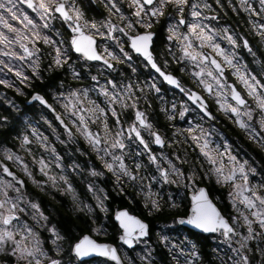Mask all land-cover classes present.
<instances>
[{
  "label": "snow or ice",
  "instance_id": "1",
  "mask_svg": "<svg viewBox=\"0 0 264 264\" xmlns=\"http://www.w3.org/2000/svg\"><path fill=\"white\" fill-rule=\"evenodd\" d=\"M216 3L219 5L220 0H216ZM103 4L107 15L97 20L88 18L81 0H0V65L3 66L0 71L6 68L14 73L21 84L30 87L31 78L14 61L27 62L32 70V77L39 80L42 79L43 58L50 60L48 71H52L53 68H64L67 65L69 75L75 80H80L83 76L78 71V67L74 66L71 56L72 53L77 54L76 60L83 62V66L89 70L91 80L97 82L92 89L84 87L71 88L67 93L53 92V100L60 103L64 109L63 114L57 112L46 95L41 92H33L30 97L31 101H38L40 105L55 114V119L63 127L67 137V140H61L60 135L56 134V139L61 143H67L73 141L75 135L79 134L96 154L103 169L112 174L114 186L119 188L122 195L127 196L125 187H140L138 194L144 197L142 203L148 216L164 212L165 207L169 210L180 207L175 200L162 205L151 188L146 192L143 190L141 182L144 177L140 173L146 166L139 159L133 161L134 169L125 162V156L128 154V145L125 142L127 134L129 140L133 143L138 141V146H143L148 164L155 167L158 177L153 176V180H162L165 183L179 182L191 190L190 201L184 205L183 213L176 216L173 223L191 226L202 233L220 234L223 243L228 244L230 249V252L223 250V255L219 256L220 264H253L254 258L248 254L253 251L249 242L264 238V183H254L249 178V174L256 173L257 169L250 165L248 160L238 159L229 150L227 141L223 145V150L218 145L213 147L215 142L210 139L209 131L201 124H193L191 121L187 127L176 129L172 135L175 137L179 132L185 143L191 141L199 150L204 158L203 161H198L201 165L200 171L204 173L203 177L194 166L187 172L183 171L164 153H160V158L167 164V168L162 167L158 156L150 150L149 140L144 138L142 132L146 131L151 143L156 145L163 146L165 138L156 130L146 112L138 106L141 99L147 100L146 89L160 91L156 83L133 84L131 81L124 83L109 78L105 84H99L98 75L91 74L93 65L88 62H101L100 69L107 68L113 71L116 70L115 64L128 63L135 73L136 68L132 66L133 53H135L142 62H145V66H150L159 77L188 97L199 108L202 120L216 119L199 93L186 89L176 76L165 70L169 65L167 59L163 61L164 67L157 62L154 52L156 33L152 29L154 24L160 22L161 17H167L168 43L164 47L168 49L172 62L187 61L195 65L197 70L191 72L192 78L210 95L215 91L219 110L242 129L249 140L264 151V135H261L264 133V80L259 79L253 71H249L239 60L234 59L237 53L222 48L217 37L226 40L233 49L239 48L242 43L243 49L253 56L255 63L261 65L260 75H264V58H257V52L243 36L238 40L226 27L217 30L215 26L206 22L217 19L208 0H126V2L103 0ZM20 5H25L35 17L19 7ZM239 5L241 11H246L250 15L264 13V0H259L260 13L256 12L254 5L248 0H239ZM233 10L235 11V8ZM55 22H59V28L56 27ZM249 23L255 34L260 37L261 44H264V23H257L251 19ZM48 32L54 35H49ZM97 36L101 38L99 42L95 39ZM106 41L114 42V48L107 46ZM40 42L50 49L46 54L39 46ZM174 48L179 50V57L173 51ZM205 48L211 49L222 62L210 52H205ZM5 57L7 59H4ZM225 67L232 69V74L243 87L247 99L234 84L224 79ZM185 70L183 67L180 69L181 72ZM100 75H103L102 71ZM209 80L212 83H209ZM0 84L13 87L17 93L23 94V90L8 79H0ZM97 88L104 98L105 106L90 97V91ZM137 91L141 93L140 96L136 95ZM229 95L233 103L221 99ZM249 99L252 101V106L248 103ZM148 106L151 107L150 102ZM170 107L174 110L176 105L172 104ZM128 109L132 110L133 119L125 126L121 117ZM161 111L168 120H172V112L163 106ZM186 111L187 108L182 103L180 116L183 117ZM108 113L114 121L112 126L108 123ZM7 119L6 116H0V121ZM254 119L259 129L250 123ZM65 120L75 128V133L73 127H69V123H65ZM90 123L99 124L96 132L89 127ZM53 132L56 133L55 128ZM184 133L187 135L185 136ZM31 135L45 152L51 149V154L56 158V167L61 169L58 175L49 170L50 164L42 156L39 159L33 156V163L38 164L39 173L44 177L41 180L35 178L30 166L18 152L3 147L0 152L3 153L4 159L12 161L41 191L45 190V186L50 185L59 189L61 193L70 195L74 211L84 212L87 218L92 220L91 232L103 231L102 226H97L96 218L90 215L93 206L80 199L63 170L60 157L56 154L55 148L48 143L47 137H43L35 128L32 129ZM18 139L20 149L32 155L30 144L33 141L30 140L29 135L20 134ZM167 143H179V141L168 140ZM77 151L81 149L77 148ZM135 155L139 156L140 152L137 151ZM172 157L176 161L181 160L180 155L175 151ZM182 162L188 163L187 160ZM205 163L209 165L207 169L204 168ZM69 167L79 175L77 171L79 165L73 164ZM0 170L10 177L5 179L4 175H0V256H2L0 264H84L81 258L93 254L107 257L115 261V264H123L114 246L98 243L86 233L73 235L70 231L50 223L49 217L41 211L40 204L23 193L24 180L3 163H0ZM88 173L92 177L105 176L104 171L95 167H89ZM261 175L264 176V173ZM170 177L175 178L170 180ZM213 178L217 184H228L231 188L228 197L233 209L239 213L238 216L231 217V222L218 209L210 193L196 183L201 179ZM60 182H63V187ZM85 187L89 193L94 194L95 207L107 213L109 209L104 203L107 195H99L104 189H98L94 181L87 179H85ZM10 192H14L15 195H10ZM240 205H243V208ZM29 208L32 210L31 213L28 211ZM26 215L31 217L34 225L24 219ZM77 219L80 217L77 216ZM114 219L118 224V239L129 247L136 243L145 244L144 254L138 253L139 259L143 264H155L152 249L148 246L149 240L146 239L150 235V227L146 220L132 214L126 208L115 211ZM42 221L44 223H41ZM241 223L244 232L240 231ZM257 227L259 231L256 230ZM37 228L43 229L47 236L37 231ZM159 240L166 247L169 245L168 237L160 235ZM233 240L235 245L232 243ZM175 248L176 246L172 245V250ZM255 251L261 257L255 264H264V248L257 247ZM201 256L202 253L193 244L187 252L185 248H180L179 256H173V260L176 264H197V260H200V264H204ZM128 264L134 262L129 260Z\"/></svg>",
  "mask_w": 264,
  "mask_h": 264
},
{
  "label": "flooded vegetation",
  "instance_id": "2",
  "mask_svg": "<svg viewBox=\"0 0 264 264\" xmlns=\"http://www.w3.org/2000/svg\"><path fill=\"white\" fill-rule=\"evenodd\" d=\"M91 5H93L92 12L93 14L100 20L103 16H106L107 13L104 8L103 0H97L96 2H93V0H87ZM126 2V0H125ZM21 8H26L25 5H20ZM27 11L31 12L30 9H27ZM56 27L59 28L60 24L59 22H55ZM166 21L164 17H161L160 22L158 24L153 25V31L156 33L155 36V47L154 52L157 59V62L160 64L161 67H164L163 60L159 57L160 56V49L165 43V30H166ZM61 31H64L61 29ZM158 31H160V34L162 35V41L156 40V37L158 35ZM50 35H54L53 33L49 32ZM95 39L99 42L101 40L100 37H95ZM106 45L109 47L114 48V42L112 41H106ZM43 50L47 53L50 49L45 46L42 47ZM223 48V47H222ZM102 50V49H101ZM118 52V49H116ZM205 52H210L218 61H221V58L219 56H216V54L209 49H204ZM45 53V54H46ZM75 53H72V61L73 58H76ZM222 62V61H221ZM50 63V60L43 59L41 60V73H42V79H35L32 77L30 79V87H26L24 84H21L20 81L16 78L13 72L6 71L4 73H0V79H8L11 82H13L17 87H20L23 90V94H19L15 91L13 87H6L2 84H0V94L4 96V98L11 99L12 103L9 105H4L3 103L0 104V113L8 117L7 121H0V142H4L8 144L11 148H16V145L19 143V135L20 134H27L30 137V140L35 142L34 137H32V129L35 128L39 134H41L43 137H47L48 143L52 145L53 148L56 150V154L60 157V163L63 166L64 172L67 174L69 180L74 185L77 194L79 195L81 200H85L87 203L91 204L93 206V212L90 214L93 217L96 218L97 223L105 224V231L98 232V233H92L89 230V224L92 223L91 219H88L86 214L84 212H77L73 209V203L72 198L70 195L66 193H61L59 189H54L47 185L45 186V190L41 191L39 187L36 186V189H33V193L36 197V202L40 204L41 211L45 213L49 217V222L52 224L59 225L60 227V221L68 217L70 220L79 221L83 225V230L79 231L77 230V235L81 233H89L91 234L97 241L99 242H108L111 244H114L118 250H122V246L118 243V225L114 221V212L116 210H119L121 208H127L130 211L134 212L138 216L142 217V214L139 213L137 210L138 205H140L139 201L135 198H133V203L128 204L127 200L121 196L118 195L116 192L113 191L111 188L113 185V179L110 178L107 180V183L104 182V179L100 177H92L88 173L89 167H95L96 169L100 171H104L101 162L96 158V154L89 148L88 144L84 141V139L79 135L76 134L73 141H69L67 143H61L60 140L56 139V134H59L61 137V140H67V137L64 134V129L62 126H60L59 122L55 119V114L45 108L44 106L40 105L38 101H33L31 103L27 102L29 98L31 97L33 92H41V94L46 95L49 103H52L55 107L57 112L64 113V109L61 107L60 103L53 100V92H60L64 91L67 93L71 88L76 89H82L84 87L90 88L91 85L97 82H93L91 80V76L88 74V69L83 66L86 70H83V68L78 67V71L83 76V79L75 80L73 79L68 71H67V65H65L64 68H53L52 71L47 70V66ZM79 63L83 64V62L79 61ZM93 65L91 68V74L98 75V82L99 84H105V81L109 78L114 79L117 82H124L127 83L131 81L133 84L140 82L143 83H151L155 82L157 87L160 89L159 92H156L154 90H145V94L147 95V100L141 99L139 103V107L146 112L149 119L153 121L155 128L157 131L161 133L162 136L165 138V144L163 146L156 145L154 143H151L148 133L146 131L142 132V135L146 140H149V147L150 150L154 153V151L162 150L165 148L167 137L171 136L174 128L176 126H179L181 129L188 126L189 121H191L193 124H200L202 119V113H200L199 108L192 103L186 97L178 88H176L174 85H169L166 81L163 80L162 77H159L157 73L154 72L153 69H151L150 66H145V62H142L140 58L136 56L135 53H133V61L132 66L136 68V72H132V68L129 67L128 63H122V64H115V71L112 69H100L99 64L101 62H88ZM166 71L171 72L174 76H176L181 84L186 89H191L193 91H196L199 93L202 98L206 101L209 110L213 113V115L216 117L214 120H208L207 118H204V122L209 123H216L220 128L221 132L226 136V139L229 140V148L231 152H236L237 154H243L245 151H250L257 159L260 160V156H263V154L255 149L253 146H251L250 142H248L245 137L242 134V129L237 127L231 119L228 118V116H224L220 113H217V111L213 107V99L212 94L210 95L209 92H206L202 85H199L197 81L192 79L189 76H186L182 74L179 70V68L174 65V63H170ZM101 71L103 72V75H100ZM224 79L228 81L230 84H234L237 89L245 95V98L247 99L246 93L241 89L239 84L233 79L231 74V69L228 67L224 68ZM61 82H63V87H61ZM209 83H212L209 81ZM99 92V91H98ZM158 93L160 95L159 99H153V96ZM137 96H140L141 93L137 91ZM166 97L172 98L173 102L176 100H179L181 103H185L189 106V110H187L183 117L180 116L179 112H174L172 110L173 118L172 120H168L164 114L163 111H161L162 106L164 108H167L169 111L171 110L170 104L169 108L166 107V105L162 102L163 99ZM222 99H227L230 101V103H233L231 101L230 95L227 97H222ZM97 102L101 103L102 106L104 105V98L98 93L97 96ZM149 102L151 104V107L149 108ZM249 103V100H248ZM12 106H16L17 111H12ZM231 115V113H229ZM28 117L30 120H34L36 124L31 127L30 121H25V117ZM108 123L110 126L113 125L114 121L111 117V114L108 113ZM122 122L125 126L131 123L133 119L132 110L128 109L123 112L122 114ZM47 121V122H46ZM65 123H69L67 120H65ZM51 124V127H50ZM69 127H73L69 123ZM89 127L93 132H96L99 128L98 123H90ZM53 128L56 129V133L53 132ZM7 131L6 134H3V132ZM75 128L73 127V132L75 133ZM186 133H184L185 135ZM134 136V134H133ZM126 145H128L129 152L132 156H135V153L132 152L134 149H139L142 153V159H147V156L143 152V146H138V141L133 143L132 141H129L126 134L125 139ZM77 148L81 149V151H77ZM36 151L37 156L41 155V152H45L43 149L39 147V145L36 143ZM258 151V152H257ZM46 154L52 156L51 149H49ZM264 157V156H263ZM2 158V157H1ZM4 159V158H2ZM5 160V159H4ZM6 164L10 166V168L19 176L21 177L25 182V191H30L31 186L27 182V180L19 173V171L7 160ZM261 161V160H260ZM262 162V161H261ZM79 165V169L77 171L79 172V175L76 174V171H73L70 165ZM38 171V168L36 167V173ZM52 172L60 173L61 169L56 167V158H55V164L53 166ZM109 175L110 173L107 172ZM141 174L144 176L143 186L144 188H147L148 183V171L141 170ZM44 179L42 175H39L37 177V180ZM85 179L92 180L96 184L97 188L104 189V192L99 193V195L104 196L107 195V199L104 200L105 205L108 206L109 211L107 213L101 212L99 208L95 207L96 201L94 198V194L89 193L87 191V188L85 187ZM197 185L200 187H205L206 190L210 193L211 199L218 205L217 201L212 198V194L214 193L216 196H218V201L222 202L224 195H223V189H219L214 183H201L197 182ZM191 192V190H188L186 192V197L184 198L183 204H182V211L180 213H175L176 215L170 214V216L174 215V218L180 214L183 213L184 205L189 202L188 194ZM122 200V201H120ZM162 217V219H167L169 214L167 216L163 215L162 213H159ZM77 216L80 217V219H77ZM143 218V217H142ZM170 217L169 219H171ZM151 222L148 220V224L150 227V235L147 238L148 240H153V230L155 227H151ZM183 231H185L189 236L191 237H204L200 235V233L194 232L186 227H180ZM204 250V247H203Z\"/></svg>",
  "mask_w": 264,
  "mask_h": 264
},
{
  "label": "rangeland",
  "instance_id": "3",
  "mask_svg": "<svg viewBox=\"0 0 264 264\" xmlns=\"http://www.w3.org/2000/svg\"><path fill=\"white\" fill-rule=\"evenodd\" d=\"M96 1L97 0H94V2H96ZM81 2L83 4V7H84L86 13H87L88 18L89 19L94 18V19L99 20L92 12L93 5H91V3H89L87 0H81ZM208 2L212 5V10L216 14L217 19L206 21V22L210 23V25H212V26H215L217 28V30H220V29L226 27L230 32H232L236 35L238 40L241 36H243L244 38H246L250 42L251 46L253 47L254 51H256V52H257L256 43H259L264 49V44H261L260 37L255 34V32L252 29V25L249 23L250 19L252 21L257 22V23H264V13H260L259 0H248L249 3H252L254 5L256 12L260 13L259 15H250L246 11H241L240 5H239V0H220L219 5L216 3V0H208ZM234 8H235V11L233 10ZM23 9H25V8H23ZM25 10L27 11V9H25ZM230 11H232L234 13H238L240 11L243 13L240 16V19L243 21V25L245 26L243 32H239L237 30V28H236L237 24L234 20H233V23L230 22V20H229V19H231ZM27 12L31 16L35 17L34 13L29 12V11H27ZM164 19L166 21V26H167L168 19H167V17H164ZM13 23H15V22H13ZM183 30L186 31V29H183ZM48 34L50 35L49 32H48ZM166 35H167V32L165 30V43H164V45L166 43H168L166 40ZM253 37L255 38V43L251 42V40H250V38H253ZM217 41L220 43L221 47H223L226 51H229V52L235 51L237 53V55H236V57H234V59L239 60L241 62V64L244 67H246L249 71H253L255 74H257L259 79L264 80V75H260L261 65L255 63L253 56L251 54H249L246 50L243 49L242 43H241V46L239 48L233 49L232 46L229 45L226 40L220 39L219 37H217ZM164 45L160 49V56L159 57L163 61L165 59H167L169 61V64H170L172 62V57L170 55H168V49L165 48ZM39 46L41 47L42 50H43L42 47H45V45L42 42L39 43ZM209 50L212 51L211 49H209ZM173 51L175 52L176 56L179 57V55H180L179 50L174 48ZM43 53L44 54L46 53L45 50H43ZM257 58H263V57L260 56L259 53L257 52ZM4 59H7V58L5 57ZM42 60H43V58H42ZM72 62L74 64V66L77 65L80 68H83V64L79 63V61H77L76 58H73ZM14 63L19 64L22 67V70L24 71V73L26 75H28L30 78H32V70L29 67V64L27 62L14 61ZM174 65H176L179 68V70L181 69V67L185 68L186 70L184 72H181V71L180 72L186 76L191 77V78H192L191 72L194 70H197L195 68V65H192V64L188 63L187 61H181L180 63H174ZM0 68H3V66L0 65ZM83 70H86V69L83 68ZM6 71H8V70L6 68H4L3 71H0V73H4ZM231 74H232V69H231ZM232 77L238 83L236 77L233 76V74H232ZM94 84H96V83H94ZM93 85L90 86V89L93 88ZM239 86L244 91L243 87L240 84H239ZM214 87L215 86L213 85V88ZM98 93H99L98 88L93 90V91H90L91 99L97 101ZM159 98H160V95L158 93H156L153 96L154 100L159 99ZM212 99L214 101V103H213L214 109L217 111V113L224 115L223 112H221L219 110V106L216 103L215 91L212 92ZM221 99H222V97H221ZM162 102L168 108H169L170 104L174 103L176 105L174 112L180 113V108H181L182 103L179 100H176L175 102H173L172 98L166 97L165 99H163ZM228 102H230V101H228ZM1 103H3L4 105H9L12 103V101L9 98H4V96L2 94H0V104ZM183 105L187 108V110H189V106L187 104L183 103ZM249 105L252 106V101L250 99H249ZM11 109L13 112L17 111L16 106H12ZM172 110L173 109H171L170 112H172ZM2 115H3V113L2 114L0 113V116H2ZM253 115L255 116L256 113H254ZM24 117H25L24 118L25 121H28V120L30 121L29 125L31 127H33L36 124V122L34 120H30L26 116H24ZM243 119H247V118L243 117ZM250 123H252L253 126H255L257 129H259V125L256 123L255 119L253 121H251ZM194 124H196V123H194ZM200 124L203 126V128H205L206 130L209 131L210 139L215 142L212 145L213 147L218 145L220 147V149L223 150V145H224L225 141H227V143L229 144V140L226 139V136H224V134L221 132V128L216 123L204 122L202 120ZM178 128L181 129L179 126H176L174 128L173 132H175L176 129H178ZM213 129H214V131H213ZM242 134L245 137V139L248 142H250L251 146H253L255 149L260 151L264 156V151H262L256 145V143L249 140L247 138V135L245 134V132L243 130H242ZM186 135H187V133L185 134V136ZM261 135H264V133H261ZM168 140L179 141V143L169 144V143H167ZM129 141H131V140H129ZM167 141H166V145H165L164 149L154 151V154H156L160 160L161 166L167 168V164L164 163L162 158H160V153H164L170 159H173V161L177 164V166L180 167L183 171L187 172L188 170H190L194 166L195 170L199 173V175L201 177H203L204 173H203V171H200L201 165H200V163H198V161H203L204 158H203V156L200 155L199 150L196 148V146L194 144H192L191 141H188L187 143H185L182 140L179 132H177L175 137H173V135L168 136ZM3 147H8V148L12 149L13 151L18 152L24 158V160L28 163V165L30 166V168H31L36 179L41 174L39 173V170L36 173V167L39 168V166H38V164L33 163V156H35L37 159H39L42 156L46 161L49 162V164H50L49 170L51 172L53 170V166L55 164V158L46 154L45 152H41V155L37 156L36 142H32L30 144V147L32 149V155H29L26 151H22L19 147V143L16 145V148L14 149V148H11L6 143L0 142V149H2ZM229 150H230V148H229ZM137 151L140 152V155L139 156H136V155L132 156L131 153L129 152V149H128V154L125 156V162L130 167H132L134 169L135 165H134L133 161L136 159H139L146 166L143 170L148 171V176H147L148 177V183H147V188H144V186H143L144 180L141 182V186L143 187V190L146 192L149 188H151L152 192L155 194L156 199H158L162 205H165L170 200H175L176 203L178 205H180V207L175 208V209H171V210H169L167 207H165V211L169 214L170 213H174V214L180 213L182 211V204H183L184 198L186 197V192L190 189L186 188L183 184H181L179 182H177V183H171V182L165 183L162 180H153L152 179L153 176L158 177V173H157L155 167L149 165L147 159H142V153L139 149L132 150L133 153H136ZM174 151L180 155V157H181L180 161H176L175 158L172 157V153ZM232 153L234 155H236L238 159L248 160L249 164L257 169L256 173L249 174V178L252 182L264 183V176L261 175L262 173H264V168L262 167V162L259 159H257L252 153H250V151H245L241 155L237 154L236 152H232ZM0 156L2 158H4L2 152H0ZM183 160H187L188 163H183L182 162ZM7 161H9L19 171V173L27 180V182L31 186L30 191H25L23 193L27 197H29V199L36 201V197L33 193V189H36V185H34L32 183V181L29 180V178L27 176H25L24 173L18 167H16L13 164L12 161H10V160H7ZM208 167H209V165H207V163H205L204 168L207 169ZM56 174L58 175L59 173H56ZM140 175L142 177H144L141 173H140ZM100 178L104 179L105 183H107V180L112 178L113 179V182H112L113 186L111 188L113 189L114 192H116L118 195L123 196L125 199H127L131 203H133V197L131 196V194H129L127 192V190L131 191L133 193V195L136 197V199H138L140 201V205L144 208V205L142 203V200L144 199V197L142 195L138 194V192L140 191V187H137V188L125 187V192L127 193V196H125V195H122L120 193L119 188L114 186V178L112 177L111 173L109 175L107 174V170H105V176L100 177ZM174 178L175 177H170V180L174 179ZM197 182L207 183V184L214 183L215 185H217V187L219 189H223L224 198H223L222 202L218 201V196H216L214 193L212 194V198L215 199V201H217L218 206L220 207V209L222 210L224 215L229 219L230 222H231L232 216H238L239 215V213L233 209L232 203L229 200L228 193H229V191H231V188L228 184H224V185L217 184L214 178L210 179V180L209 179H201V180H198ZM60 185H61V187H63V182H60ZM51 188H52V190L57 189V188H53V187H51ZM10 195H15V193L10 192ZM237 203L239 204V201H237ZM24 206L27 207V205H24ZM240 207L243 208V205H240ZM28 211H29V213H31V211H32L31 208H29ZM170 217H172V218L169 219ZM170 217L167 220L159 222L156 225V229L153 230V232H154L153 240H149L148 246H150L152 249V256H153V259L155 260V264H176V261L173 260V256H179V249L180 248H185V250L187 252V249H190L193 244H195L197 250L202 253L201 259H203L204 264H220L219 256L223 255V250H228L230 252L228 244L223 243V238L220 236V234L214 233V234L204 236V237H197V238L191 237L185 231H183L177 223H173V220H174L173 215ZM24 219L29 224L34 225V221L31 219L30 216L26 215V216H24ZM41 223H44V222L42 221ZM57 226L59 227V225H57ZM97 226H102L104 229L103 231H105V227H106L105 224L97 223ZM91 227H92V223L89 224L90 232H91ZM239 227H240L241 232L245 231L242 223L239 225ZM256 230L259 231L258 227ZM37 231L43 232L44 235L47 236V233L44 232L43 229L37 228ZM103 231H98V232H103ZM70 232L73 235H77V230H75L73 227H71ZM98 232H92V233H98ZM160 235H164V236L168 237L169 245L167 247L160 242V240H159ZM232 243H233V245H235V240H233ZM249 244H250L253 251L251 253H248V254L254 258L253 264H255L256 261L261 259L259 253H257L255 250L257 247L264 248V238H262L260 240L254 239V240L250 241ZM172 245L176 246L175 250H172ZM49 247H50V245H49ZM145 247H146V245L141 243L135 250H133L131 252H126V251L121 250V251H119V253H120L121 257L124 259L126 264H128L129 260H132L134 262V264H143V262L139 259L138 253L140 255H143ZM203 247H204V251H203ZM0 260H2V256H0ZM83 262H84V264H102V262H106V264H111L110 262H108L107 260L102 259V258H94V259L86 260ZM197 264H200V260H197Z\"/></svg>",
  "mask_w": 264,
  "mask_h": 264
},
{
  "label": "trees",
  "instance_id": "4",
  "mask_svg": "<svg viewBox=\"0 0 264 264\" xmlns=\"http://www.w3.org/2000/svg\"><path fill=\"white\" fill-rule=\"evenodd\" d=\"M231 14H233L232 11H230V15ZM232 16H233V18L238 20L237 16H235V15H232ZM237 24H241V22L238 21ZM239 32H243V30L239 31ZM156 40L162 41V35L160 34V31H158V35L156 37ZM250 40H251V42L255 43V38H250ZM256 48H257V52L259 53V55L264 58L263 47L259 43H256ZM6 133H7V131L3 132V134H6ZM260 160L262 161V167L264 168V157L260 156ZM120 201H122V200H120ZM140 209H141V207H140ZM169 216H170V214H169ZM143 217H144V219L149 220L151 222L150 224L152 227H154L157 223L162 222L161 220H163L162 217L158 214L153 216V217H150V218L146 217L145 215H143ZM59 224H60V227L62 229H65L68 231H70L71 227L76 228L79 231L83 230V225L81 223H79V221L70 220L68 217L63 218Z\"/></svg>",
  "mask_w": 264,
  "mask_h": 264
},
{
  "label": "water",
  "instance_id": "5",
  "mask_svg": "<svg viewBox=\"0 0 264 264\" xmlns=\"http://www.w3.org/2000/svg\"><path fill=\"white\" fill-rule=\"evenodd\" d=\"M30 101H31V99H30ZM1 163V162H0ZM6 165V164H5ZM10 169V168H9ZM13 172V171H12ZM1 173H2V170H1ZM14 173V172H13ZM3 174V173H2ZM5 175V174H4ZM6 176V175H5ZM10 178V177H9ZM183 226H186V227H188V228H190V229H192V230H194V231H198V232H200L199 230H196V229H193V228H191V226H187V225H183ZM200 233H202V232H200ZM203 234H209V233H203ZM120 241V240H119ZM121 242V241H120ZM98 243H106V244H110V245H112V246H114L113 244H111V243H107V242H98ZM135 244H133L132 245V247L134 246ZM124 246H126L127 248H132V247H129L128 245H125L124 244ZM115 247V246H114ZM116 248V247H115ZM117 254H118V251H117ZM119 255V254H118ZM94 256H96L95 254H93L92 256H89V257H84V258H81V260H83V259H89V258H91V257H94ZM120 257V256H119ZM103 258H106V259H108V260H110L109 258H107V257H103ZM122 260V259H121ZM111 261V260H110ZM113 263H115V261H112ZM123 262V261H122ZM124 264V263H123Z\"/></svg>",
  "mask_w": 264,
  "mask_h": 264
}]
</instances>
